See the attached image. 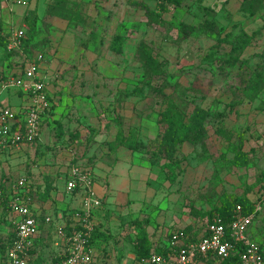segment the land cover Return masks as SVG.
I'll use <instances>...</instances> for the list:
<instances>
[{"label":"rangeland","instance_id":"374dc122","mask_svg":"<svg viewBox=\"0 0 264 264\" xmlns=\"http://www.w3.org/2000/svg\"><path fill=\"white\" fill-rule=\"evenodd\" d=\"M35 1L39 6L41 0ZM147 2L154 9L160 4V0ZM71 3L77 5L76 13L70 14L74 23L93 19L83 3ZM17 6L14 28L23 29L27 40L33 32L26 20L35 14L27 11L26 5ZM116 14L123 21L119 27L122 54L110 50L109 42L101 43L97 57H52L46 48L50 45L49 50H53L58 42L53 34L58 29L52 24L57 17L52 16L42 18L33 44L11 53V65L18 73L39 53L51 56L46 59L47 74L68 71L62 85L60 79L53 83L60 96L65 95L64 87L69 88L67 97H74L76 103L62 102L70 111L62 118L69 133L81 136H72L62 144L78 140L74 155L78 165L94 166L108 155L112 127L113 135L121 128L134 145L133 150L124 147L140 171L134 180L131 204L124 209L104 208L95 264H137V243L144 236L153 242L162 237L163 244L173 230L194 226L197 231L188 235L191 239L205 230V221L218 214L223 202L249 196L256 200L264 191V0H184L180 7L171 6L164 14V26L149 25L144 11L130 6L128 0ZM3 15L0 8V24ZM205 19H213L221 33L204 32ZM182 23L197 27V33L181 40ZM95 31L97 28L92 38H96ZM66 41L72 48L87 45L85 38L77 42L73 34ZM151 56L162 63L161 76H154L148 64ZM233 58L240 60L233 65ZM103 72L109 76H102ZM171 107L186 121L196 110L208 111L207 149L188 141L174 158L161 156L166 126L159 120L162 111ZM30 153L28 163L34 166L38 156L35 150ZM4 163L0 160V175L4 171L11 176ZM128 165L122 163L117 171L124 172ZM23 171L18 175H25ZM11 177L16 179L17 173ZM5 217L0 208V239L9 232ZM252 232L254 241L264 240V214ZM3 256L0 246V264Z\"/></svg>","mask_w":264,"mask_h":264},{"label":"crops","instance_id":"0c3cea01","mask_svg":"<svg viewBox=\"0 0 264 264\" xmlns=\"http://www.w3.org/2000/svg\"><path fill=\"white\" fill-rule=\"evenodd\" d=\"M49 1L50 0H41L38 6V3L35 0H33L32 2L28 0V4L26 5L28 6L27 11L33 10L37 13L38 18L40 19H38L37 21V28L38 26H40L41 20L45 16ZM70 1L83 3V5L86 7L85 12L88 15H92L93 19L90 18L89 23L85 22L84 24L74 23V20L71 23L58 18L55 21L52 20L54 28L58 29V32H53V34L56 35V37L55 35L54 37L58 42L57 44H55L57 46L53 50H49V47H51L50 45L46 46L49 51L48 54L50 53L52 57L54 56V54H56V57L65 60L73 59L75 55H84L89 58L94 56L97 57L99 55L98 47L101 45V43L108 44L112 41L114 36L119 35V27L121 24H123V21L119 20V17L116 13L120 9V7L125 4V0ZM132 1L147 2V0H128V3ZM0 8H2L4 14V19L0 24V36L4 37L7 41V50L0 46L1 79L18 74V72L13 70V66L11 65V62H13L14 60V57H12V52L16 50H9L8 45L12 32L14 30L23 29L14 28L18 9V6L14 2V0L0 1ZM25 25L26 24H23L24 27ZM94 28H97V31L94 32L96 34V38H92L90 36L91 34H93ZM70 34H73V38L77 42L78 40L80 41L81 38H85L87 40V45H85L84 48L78 46H76L77 48H72L70 46H67L66 38ZM28 38L29 37H27V39ZM105 38L107 39V42H104ZM34 39L29 42V44H33ZM43 41H45V39H43ZM26 43L27 41L24 42V46L26 45ZM38 55H42L44 57L41 66L43 69V71L41 69V78L47 83V96L53 108L51 110H48L44 115L41 139L38 141V143H33L32 145H22L19 149L10 151H6L0 148V160L5 162V170L8 173L10 172L9 175L12 176L14 175V173H17V179H15L16 181L25 178L28 182L29 187L36 190L39 188L44 189L47 184H51L53 188L50 199L46 201L42 199L35 201L36 211L40 213L42 217H52L53 224L44 225L41 227V232L37 241L34 264H50L49 262H51L52 259H54L55 256L59 255V253L61 252V249L56 246L58 242L56 237L57 228L62 226L71 230L70 227L77 225V215L79 214L82 207L81 196L79 194H69L66 190L65 181L72 163H76L77 157L74 155L76 152L75 147L78 140H75L74 142L70 141V144L67 143L68 145L65 146L62 144L63 141L72 140V136H75L76 138L79 137V135L81 136V134L79 133L77 135H74L72 133H69L70 130L67 128L69 126L65 125L63 120L64 118H62L63 114L69 115L70 112H68L67 108H65L66 106L62 107V102H68L67 104L76 105V103L74 102V97H67V95L70 96L69 88L64 87L65 95L60 96L58 94L59 88L55 89L54 87L55 81L57 83L59 79V83H61V85L63 84L62 78H66V75H68V71H59V74H54L51 72L50 74L48 73L50 76L49 77L47 74L49 66L46 65V59L47 56L48 58H51V56L47 54L43 55L40 53L36 54V56ZM83 72L85 73V71H76L75 74L81 75ZM103 74L104 75L102 76H109V74L105 72H103ZM0 101L4 106L12 108L16 112H20L21 110L29 106L30 103L29 100L26 99L22 91L19 89H11L7 91L0 90ZM68 117V122L70 123V125L74 126L76 123L72 122L73 118L70 116ZM59 123L61 124L60 126H58ZM61 128L64 133L63 136H60L59 134ZM114 130L115 128L112 127V134L108 135L107 142H113L115 140L117 132L113 135ZM96 134L99 136L101 133L96 132ZM73 148L74 151L72 150ZM32 150H35V155L38 156L37 163L34 166H30L28 163L30 161V158H32L30 153ZM126 150L127 149L124 147L118 148L115 151H111L108 148L106 150L108 155L103 160L99 161L97 165L89 166L94 174L96 191H99V193H97L102 198V205L99 209L96 210L95 213V231L99 230V220L101 219L104 208L107 207L109 209H124L127 208L129 204H131L130 202L133 194L134 180L138 177L140 171H137V168L134 167V164L132 162V155L131 153L128 154L129 151ZM124 162L129 163V165L125 167L126 170L124 172L119 173L117 170ZM22 168H25L24 171L22 170ZM22 171L26 172V174L18 175V172L22 173ZM11 176H8V174L6 175L3 171L0 175V179L3 178L6 188L12 192L13 185L16 181ZM9 215V219L13 220L12 214ZM206 222L207 221H205L203 225V228H205V230L207 228ZM117 226H119V224H117ZM186 228L191 229V231H189V236H191L190 234L193 232V230L197 231L194 226ZM205 230L201 231L198 236H193V238H191L190 240H198ZM96 234L97 235L94 236V262L96 261V257L98 256V251L96 248V243L98 242V231ZM161 239L162 237L157 238L155 239V242L160 241ZM166 241L167 238L164 240L163 244ZM211 261L212 260H204L201 262V264H207ZM134 262H137L136 257L134 258Z\"/></svg>","mask_w":264,"mask_h":264},{"label":"built area","instance_id":"2783aa9c","mask_svg":"<svg viewBox=\"0 0 264 264\" xmlns=\"http://www.w3.org/2000/svg\"><path fill=\"white\" fill-rule=\"evenodd\" d=\"M16 4L27 5L28 0H14ZM26 34L14 30L9 39V50H22ZM43 56L38 55L24 64L21 73L0 79V90L19 89L29 106L20 112L4 106L0 101V148L17 150L22 145H32L41 139L45 113L52 104L47 96V83L41 78ZM69 194H79L82 207L77 215V225L58 227L57 244L61 252L56 257L61 261L50 264H93L95 250L93 233L96 229V210L102 205V198L95 188L92 169L86 165L72 163L66 177ZM10 210L13 216L15 237L7 251V264H34L37 241L44 225H52L53 218L42 217L35 209L34 189L25 178L13 185L10 195ZM257 211H262L261 204ZM241 205L235 210V218L226 225L219 215L206 222V230L198 240L191 241L184 232L176 233L168 245L167 254L154 253L137 264H201L204 260L228 259L238 255L240 264H264V246L254 241L250 228L255 215H243Z\"/></svg>","mask_w":264,"mask_h":264},{"label":"trees","instance_id":"16d2710c","mask_svg":"<svg viewBox=\"0 0 264 264\" xmlns=\"http://www.w3.org/2000/svg\"><path fill=\"white\" fill-rule=\"evenodd\" d=\"M51 1L48 2L45 16L57 17L58 19H63L71 23L74 17L70 16V14L72 13L73 15V13H76L77 5L71 3L72 1L70 0H53V3H50ZM183 2L184 0H160V4L155 9L144 1H132L129 4L135 9L144 11L149 25L164 26L165 25L164 14L167 13V11L171 8V6L180 7L183 4ZM33 13L35 14L33 19L28 18L26 20V22L30 25L31 30L33 32L26 40L27 41L26 44H29V42H31L34 39L35 32L37 29V21H38L37 13L36 12ZM202 25L204 27V32L206 33H215V34L221 33V29L213 19H205ZM197 31H198L197 27L182 23L180 26L178 37L181 40H186L188 39L189 36L197 33ZM0 46H2L5 50H7V41L2 36H0ZM109 49L117 54H122L123 36L121 35L114 36L112 41L110 42ZM262 56H264V54H262ZM239 60L240 59L233 58L231 60V63H233V65L237 64ZM148 64L150 65L154 76L158 77L163 74L162 63L160 61H158L157 59L151 56L148 58ZM154 90L157 91L156 89ZM52 108L53 106L51 107V109ZM208 117H209V113L204 109L196 110L187 121L176 109L172 107L162 111L161 119L159 121L164 123L166 128L159 148V153L161 154V156H164L165 158L168 159L174 158L177 152L179 151L180 147L188 141L193 142L196 146L201 145L203 149H207L206 142L208 138V132L205 126V121ZM60 125L61 124L59 123L58 126ZM59 134L60 136L64 135L62 128L60 129ZM34 143H38V140H36ZM133 146L134 145L127 140L121 128L119 129V131H117L115 140L113 142H108V148L111 151H115L121 147H126L133 150L134 149ZM240 150L241 152L246 154L242 148ZM52 190L53 188L51 184H47V186L44 189L43 188H39L37 190L34 189V196L36 197V200L38 196V199H42L46 201L50 199ZM11 194L12 192L6 188L5 181L3 180V178L0 179V208L2 209L3 215L6 216L5 217L6 220H8L9 222L8 223L9 232L5 237H3V239L2 238L0 239L1 240L0 246L1 248H3V252H4L3 264H7V260H6L7 251L16 235L15 234L16 230L13 224V220L9 219L10 216L9 214H11V210L9 206V202H10L9 198ZM259 204H261L262 206V211L256 210V207ZM238 205L242 206L243 215H252V214L255 215L254 222L249 232L250 237L254 239L252 228L255 225V222L264 214V191L256 200L251 199L249 196L247 198L239 199L237 201L236 200H233L231 202L225 201L223 202L222 206L218 209V214L216 215H219L223 219L224 223L228 225L235 218V210ZM213 216L214 215H210L208 220H211ZM135 222L140 224L139 223L140 221H135ZM68 231L69 229H67V232ZM97 231L93 233V240H92L93 243L95 242L94 236L97 235L96 234ZM180 231L184 232L185 235L188 236L189 231H191V229L185 228V229L172 231L171 233H169L167 237V241L164 244H160L161 243L160 241L153 242L147 236L141 238L137 243V253H136L137 262L141 259L148 258L154 253L167 254L168 252H170V248L168 247V245L170 244L172 237L176 233H179ZM258 243L264 246V240ZM211 260L212 261L208 262L207 264H213L214 262H217L219 264H240V258L238 255L232 256L225 260H221L219 258H214ZM60 261L61 259L59 256L53 259V262L55 263H58Z\"/></svg>","mask_w":264,"mask_h":264}]
</instances>
